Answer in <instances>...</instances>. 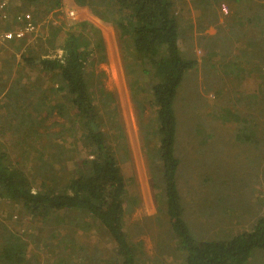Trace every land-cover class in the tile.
I'll use <instances>...</instances> for the list:
<instances>
[{
    "label": "rangeland",
    "instance_id": "rangeland-1",
    "mask_svg": "<svg viewBox=\"0 0 264 264\" xmlns=\"http://www.w3.org/2000/svg\"><path fill=\"white\" fill-rule=\"evenodd\" d=\"M189 1L172 0L179 50L196 63L174 105L176 184L191 235L227 241L251 231L264 210V0ZM13 2V13L28 14L35 32L0 42V152L34 190L59 188L78 175L92 149L81 123L69 118L57 72L38 65L62 54L66 34L79 23L93 26L105 60L93 56L87 67L89 92L126 184L124 232L138 264H183L158 199L159 162L149 158L157 143L154 108L141 101L149 78L130 42L74 0ZM14 246L18 264H121L93 218L70 211L34 217L0 199V264H9L4 254ZM247 264H264V251Z\"/></svg>",
    "mask_w": 264,
    "mask_h": 264
},
{
    "label": "trees",
    "instance_id": "trees-1",
    "mask_svg": "<svg viewBox=\"0 0 264 264\" xmlns=\"http://www.w3.org/2000/svg\"><path fill=\"white\" fill-rule=\"evenodd\" d=\"M74 2L90 7L102 22L115 28L120 38H127L141 75L149 78L150 91L143 93L141 99L147 100L155 111L153 133L157 143L154 155L149 158L151 162H159L158 199L163 200L170 231L184 254L183 264H247L255 251H264V210L251 231L227 241L195 239L183 218L176 184L179 161L174 150L177 129L174 105L178 87L196 63L184 59L179 50V26L172 0ZM77 28L66 34L59 57L42 59L38 66L46 72H57L70 100L69 118L76 117L81 123L84 138L92 149L90 158L82 162L78 175L63 186L34 190L25 173L0 152V199L18 204L34 217L47 218L60 211L75 212L83 218L89 216L108 234L121 264H138L137 251L123 229L126 184L100 129V117L89 92L87 67L93 64V56L98 57V62L105 60L103 42L99 31L88 23H79ZM115 130L120 134L119 125ZM17 250L14 246L5 251L9 264L21 261Z\"/></svg>",
    "mask_w": 264,
    "mask_h": 264
},
{
    "label": "built area",
    "instance_id": "built-area-1",
    "mask_svg": "<svg viewBox=\"0 0 264 264\" xmlns=\"http://www.w3.org/2000/svg\"><path fill=\"white\" fill-rule=\"evenodd\" d=\"M14 0H0V42H20L35 32L28 14L13 13ZM69 16L74 18V12Z\"/></svg>",
    "mask_w": 264,
    "mask_h": 264
},
{
    "label": "crops",
    "instance_id": "crops-1",
    "mask_svg": "<svg viewBox=\"0 0 264 264\" xmlns=\"http://www.w3.org/2000/svg\"><path fill=\"white\" fill-rule=\"evenodd\" d=\"M178 1H183V0H178ZM187 1H189V0H187ZM191 1H192V0H190L189 2H191ZM194 16H195V14H194ZM200 16H201V15H200ZM200 16H199V17H200Z\"/></svg>",
    "mask_w": 264,
    "mask_h": 264
}]
</instances>
